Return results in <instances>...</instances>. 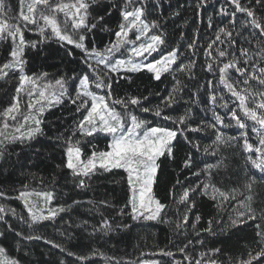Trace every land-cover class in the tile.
<instances>
[{"label": "trees", "instance_id": "1", "mask_svg": "<svg viewBox=\"0 0 264 264\" xmlns=\"http://www.w3.org/2000/svg\"><path fill=\"white\" fill-rule=\"evenodd\" d=\"M35 1L48 8L68 0ZM0 2L2 17L21 29V37L17 29L0 35V249L7 257L17 264H264V0H83L88 49H111L124 14L139 8L159 52L175 51L158 77L96 67L38 21L21 23V0ZM16 45L17 67L7 68ZM23 74L67 87L86 74L100 81L111 107L175 132L156 161V220L133 216L123 170L67 167L68 146L88 159L110 142L80 133L88 100L73 87L36 111L33 134L26 128L6 137L4 115L22 101ZM22 193L50 194L55 217L34 222Z\"/></svg>", "mask_w": 264, "mask_h": 264}, {"label": "rangeland", "instance_id": "2", "mask_svg": "<svg viewBox=\"0 0 264 264\" xmlns=\"http://www.w3.org/2000/svg\"><path fill=\"white\" fill-rule=\"evenodd\" d=\"M39 4L35 0H21L22 14L19 21H38L50 29L56 39L80 48L86 61L92 62L96 67H104L112 72L144 70L158 77L168 71L175 61V51L159 52V39L150 33L148 25L141 18L139 8L124 14L125 25L118 32V40L112 48L98 50L88 49L83 44V0H68L48 8ZM15 29L20 31L21 37L18 24L16 26L8 22L0 13V35L8 32L12 37V30L14 32ZM17 47L18 45L11 53L12 61L7 68L17 67ZM70 87L76 89L77 95L88 100L86 113L79 125L80 133L87 136L102 133L109 137L110 142L107 151L94 154L88 159L81 157L76 146H68L65 151L67 167L79 174H86L95 168L123 170L127 174L130 188L129 206L133 216L156 220L162 211V205L152 195L156 161L169 148L175 132L148 126L144 120L111 107L105 99L99 80H89L86 74H81L67 87L63 82L42 84L40 79H32L23 74L18 88L22 101L17 102L16 99L14 107L4 115L6 122L3 123L2 130L6 132V137L12 139L9 137L11 132L20 135L26 128V136L33 134V126L38 125V116L35 114L39 112L36 111L41 110L44 102L52 103L57 97L60 98ZM11 123L12 125H9ZM20 200L34 222H42L56 215L50 194L22 193ZM0 264L17 263L0 249ZM136 264H158V261L146 259Z\"/></svg>", "mask_w": 264, "mask_h": 264}]
</instances>
